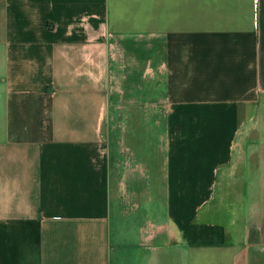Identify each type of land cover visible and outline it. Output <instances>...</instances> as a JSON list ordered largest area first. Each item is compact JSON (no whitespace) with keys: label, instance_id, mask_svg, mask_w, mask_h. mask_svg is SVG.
Instances as JSON below:
<instances>
[{"label":"crops","instance_id":"0c3cea01","mask_svg":"<svg viewBox=\"0 0 264 264\" xmlns=\"http://www.w3.org/2000/svg\"><path fill=\"white\" fill-rule=\"evenodd\" d=\"M0 264H264V0H0Z\"/></svg>","mask_w":264,"mask_h":264}]
</instances>
